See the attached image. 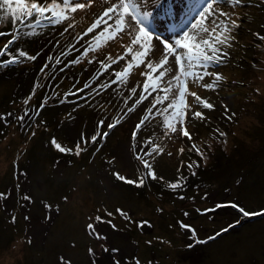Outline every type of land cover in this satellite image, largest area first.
Segmentation results:
<instances>
[{"label":"rangeland","instance_id":"obj_1","mask_svg":"<svg viewBox=\"0 0 264 264\" xmlns=\"http://www.w3.org/2000/svg\"><path fill=\"white\" fill-rule=\"evenodd\" d=\"M153 1L154 0H143V8L150 13L149 19L153 18L158 11H160V13L162 12L160 7L154 6ZM194 1L195 0H171L174 6H179L180 4L187 6L188 4L194 3ZM60 2L62 3L63 0H60ZM250 2H252V4L255 3L256 6L259 3H264V0H250ZM262 5L264 6V4ZM107 6H109L107 3L95 2L90 8L78 10L75 14H72L71 19L68 21L55 24L54 26H50L48 22H44L46 23L43 25L44 28L42 30H34V32L30 28L21 30V25L17 24L16 28L20 29V36L17 41L22 40L21 43H24L26 47L30 46V49H25V52H27V55L34 54L37 57L38 63L41 64L51 49L56 50V48L64 46V44H61L52 47L53 41L58 36L62 37V40L71 46L76 40L75 35L83 33L89 27L87 24L89 22L92 23ZM251 8L250 6L248 10L245 9L243 12L242 8L236 7L233 12H230L234 13L233 19H235V14L239 15V20L237 22L240 24V28L231 33V35L235 37V40L232 42V47L226 49V51L229 52V56H232V58L231 60L228 59L225 63L226 66L222 68L223 75L230 81L231 79L239 80L240 77H238V75H243L246 73L247 69L250 68V66L242 68V66H245V55L246 57L250 56L249 61L253 58L255 59V56H258L257 60L262 63L264 62V39H260L256 35L264 31V27H262L264 26V24H262L264 23V15H262L260 23L255 24L253 19L258 16L259 9L253 7L249 12ZM86 14L88 18H86ZM185 18H188V13L183 16L180 9L176 7L174 9L173 19L177 23H180V26H187L194 23L195 19L198 18V14L193 19L184 20ZM68 23H74L75 27L65 32ZM206 26L209 28L212 27L210 23H207ZM0 28L3 30L2 32L6 34H12L16 30L10 18L0 23ZM98 30L102 31V26L96 31ZM262 37H264V33ZM257 38L260 39V41H257ZM9 39H11V35L0 36V46H5ZM80 40L77 45H72L71 53L66 57L67 60L75 57L80 52V49H77L80 45ZM153 43L156 44L157 47H161L158 43L154 41ZM130 44L131 37L127 34H123L115 40H109L108 43L103 44L102 51L110 53L116 50V54L120 55V53L124 54L125 52V48L122 47V45ZM231 49H233L232 52L230 51ZM128 56L131 60V54ZM160 56L161 52L157 51L151 59L158 60ZM98 61L92 64L94 70H99L100 68ZM121 62L122 60L118 64L112 65V68L103 75V77H105L104 79H112L113 71H121L123 69ZM219 67L221 66H214L213 68L218 70ZM54 69L57 70L58 66H55ZM251 69H253L252 65ZM43 71L44 69L40 68V66H35L33 62L27 61L26 63H22L20 68L15 67L6 72V75L10 79H13L10 83H6L3 76L0 74V107L3 105L4 99L6 98L4 96L5 94H14L16 98L21 99L19 102L23 108L24 106L26 107L24 103L25 99H28V103L33 105L35 100L41 101L44 96L42 93L44 90L41 85H45L46 81L52 79V75L47 77V73ZM144 71H146V68L140 69V66L136 68L131 72L125 85L127 87L132 85L137 87V85H139V87H137L138 90H142L144 83L141 82H145V80H141L143 77L141 73ZM210 71L212 70L210 69ZM236 71H238L239 74H237ZM256 74L259 75L260 73L256 72ZM246 75L250 77L249 74ZM263 76L262 74L259 79L258 76L253 78L254 86L251 88V94H255L254 91H256V87H261V79ZM103 77L99 76V78L102 79ZM211 78L212 76H208L201 82L188 83L189 92L197 93L202 99L207 100L215 106L214 110L204 109L197 104L192 96H187L186 103L191 106V110L187 112L186 127L192 135V140L173 134V138L171 134L166 136V138L170 142L168 151L173 152L174 158L177 156L175 159L172 158L169 160L170 166H181L184 152L182 154L179 150L184 147L183 145L192 147V144L195 143L196 146L202 150L204 157H206V159L202 158L204 164L210 162L216 155H223L225 164L222 167L225 171L222 173V178L216 177L213 186L211 184L209 185L208 182H204V184L199 187L197 186L198 189L190 192L193 193L191 196L188 195L184 199L181 197L180 199L182 200L177 201L174 198H178L179 196L173 195L172 198L168 191L158 190L157 183L166 178L162 176V173H155L157 177L155 180L148 176L145 177V196H138V194L134 192H122L124 190L115 191L114 189L117 186L115 182L101 174L100 178L105 183V187L100 190L102 196L98 197V193H96L95 201H91L90 199L85 205L91 207L94 204L97 214H99L104 221L107 219L112 220L116 227L115 229L110 228L111 226L107 223L98 225L97 228L103 240V242L100 240L96 243L98 245L93 244L86 235V224L82 223V216H80L78 208L75 207V209H73L69 207L61 213L58 208H55L54 210H48L46 213L44 211L43 199L39 194H36L35 200L23 199L21 204L23 216L28 217L26 222L27 228L24 229L20 227L24 225L18 226L16 221L15 224H17V226L10 228L9 220H4L0 212V264H58L60 256H64L66 259L71 260L72 264H93V260H95L96 264H114L110 259L104 258V247L100 245L108 248H120H118L119 251L116 253L110 252V257L121 254L119 258H122L124 255L122 253L124 252L131 254L128 246L125 247L129 229L125 231L126 227L123 221H119L115 212L117 208L123 209L130 217L135 211L138 212L139 219L133 220L134 222L146 220L151 224L150 228L147 226L144 228L138 227L142 236H140V238L136 235L134 239L139 245L137 257L140 264H264V215L243 217L237 209L230 206L217 207L218 205L236 203L249 212L264 211V93H262V95H256L261 101L256 104V106H258L256 111L249 101L238 104L239 109L237 111L241 114L237 115L238 117L241 116L240 120L237 119L234 121V125L228 130L229 136H226V138L223 137L218 143V138L214 135L216 132L212 131V129L216 127V124H210V131L208 132L204 129L208 125L207 121L210 118H208V114L212 113L215 116L220 112V106L217 102L218 91L216 90L224 91V87L219 88L220 86L215 90L206 89L202 86L212 83ZM256 80H258L260 84H256ZM244 87H246V82L243 85V88ZM29 97L31 98L29 99ZM53 98L57 101V97L53 96ZM43 101L45 105H50L52 103V101H49V98H45ZM145 102L139 105L138 109H143ZM229 102V98L228 100H224V103L228 104ZM68 106L69 105L55 106L49 110H56L57 112L66 110ZM12 109L18 114V105L12 106ZM196 111L202 112L206 119L200 120L193 118V113ZM8 112L9 111H6L5 113L7 114ZM77 112L78 113L71 114V120L66 119V116L70 115L68 111L61 114L58 112L54 114L42 112L41 115L44 118L41 122L44 120L45 122L37 124L41 116L38 118L37 122H35V124H37L35 128V137L42 141L44 137L48 136L50 130L44 129L43 124L45 123L51 125L53 122V124H55L58 121L60 123L63 121L59 126L58 132L61 133L64 139L74 141L80 135L82 119L87 132L93 130L99 121L104 122L102 128H106L108 124L114 122L113 118L111 120L109 115H107L108 118H100L103 114L102 111L98 113L94 109H81V111L77 110ZM5 113L1 114L0 117L6 119ZM26 114L25 119L28 120L31 116V111ZM22 115L23 112L20 113V117ZM249 116H252V120H249ZM159 122H161V120ZM125 125L127 127L126 123L118 124L115 129H112L115 132L106 137L107 142L111 141L110 147L117 158L124 163L123 166H118L120 169L128 167V164L131 162L136 147H133V145H139L141 142V144H143L146 142V139L149 140L150 135H153L150 132H141L139 139L135 140L130 147V140L126 137ZM31 128L32 126H29V129ZM257 130H260V133H257L259 132ZM150 131L156 132L160 131V129L154 126ZM41 133L43 135L38 136ZM26 134H28V130H26ZM22 137L25 136H21L17 129L10 128L7 132V136L0 140V191L6 193L5 198H0V205L3 211L9 215L14 212V205H17L18 208V203L17 200H14V192L12 190L16 188V186L11 176L14 173L15 165H18V156L26 147V144H23L25 140L23 141ZM212 138L216 139V142H213ZM155 140L156 144L162 148L164 147V144L158 137ZM20 141L22 144H20ZM224 146H226L225 154H223ZM44 154L47 156L46 152H44ZM200 157L201 156L196 153L193 160L197 161L199 159V163H201ZM68 163L69 160L58 161L56 170H63ZM124 165H126V167ZM90 166L91 169L95 171L96 168L94 167L93 169V166ZM73 169L72 167L68 171L69 176L73 173ZM138 171H146L142 161H139ZM172 173L173 172H170L169 176H172ZM215 173L218 175V171ZM34 176L37 182H40L42 186L41 180L44 176V169L42 166L38 167ZM161 177L162 180H159ZM23 179V185L25 187L27 181L24 177ZM11 184H13L14 187H11ZM168 185L169 184H166L165 188H169ZM27 191L28 190L25 192ZM85 196L87 195L83 190L81 192L76 190L73 199L75 201L82 200V202L85 203L87 199ZM107 211L114 212L113 216H107ZM186 213L187 215H185ZM119 216L126 220L123 216ZM237 221H239V223H236ZM181 223L190 225L191 228L195 230L196 235L192 236L190 231L181 228ZM229 225H234V227L229 228ZM225 228H227L228 231L221 232V229ZM25 230L27 231L28 237L32 238V251L29 247V241L26 242L22 238L25 235ZM218 232L221 234L216 236L215 239H208L211 236H215ZM91 236L95 237L93 235ZM148 241H151V243L149 244ZM197 241L206 242L198 243ZM112 243L118 245V247L112 245ZM120 245L122 247H120ZM89 248H95L97 252L101 249L102 252L98 256L90 255L88 251ZM88 256H92V260H90ZM156 258L157 262L154 263V259ZM101 259L102 262H100ZM120 262L124 264V257L120 259ZM132 264H135V262H132Z\"/></svg>","mask_w":264,"mask_h":264},{"label":"trees","instance_id":"obj_2","mask_svg":"<svg viewBox=\"0 0 264 264\" xmlns=\"http://www.w3.org/2000/svg\"><path fill=\"white\" fill-rule=\"evenodd\" d=\"M262 4L259 3L256 7L259 9V13L258 16L253 19L255 24H259L262 19V15H264V6ZM20 29L22 30V27ZM263 33L264 31L260 32L259 37H262ZM257 41H260V39L257 38ZM21 42L22 40H18V41L15 40L14 43L9 46V52L12 54H17L19 51L25 52V49L27 48L30 49V46L26 47L25 44ZM0 49H4V45L0 46ZM66 49L61 52H56L53 55H51L50 53L48 57H46L41 64L38 63L37 57L34 54L27 56H35L36 57L35 60H29L26 57H24V58H20L21 62L11 65L2 64L3 61L9 59L8 55L0 56V74L3 76L6 83H10L11 81H13V79H10L6 75V72L12 70L15 67L20 68L21 64L26 63L27 61L33 62L35 66L38 67L40 66V68L44 69L43 72L47 73V77L52 75L51 80L46 81L45 85L44 84L41 85V87L44 90L42 92L44 96L42 97L41 101L35 100L34 105L27 103L26 107L24 106L23 108L19 102L21 99L16 98L14 94L4 95L6 98L4 99L3 105L0 107V115L5 113L6 111L9 112L7 114L5 113L6 119L0 117V140H2V138L7 136V132L9 131L10 128H15L18 130L21 136H25L22 137V140L23 141L25 140L23 144L24 145L26 144V147L24 151L18 156V165H15L14 173L11 176L16 186V188L12 190L14 192V200L15 201L17 200L18 208L17 205H14V209H13L14 212H12V214L9 215L5 211H3L0 205V212L4 217V220L6 219L9 220L10 228L17 226V224L13 222V217H15V221L18 223V226L24 225L20 227H23L25 229L27 228L26 222L28 217L23 216L22 214L21 204L23 202V197L27 195L31 198L30 200L33 201L35 200L36 194H39L43 199L42 201L44 202V205L45 204L50 205L49 208L44 209L46 213L48 212V210L50 209L54 210L55 208H58L60 213L69 207L73 209H75V207L78 208L80 216H82L81 218L82 223L86 224L85 227L86 235L89 237V239L93 244L98 245L96 243H98L100 240L103 242V240L101 239V237L95 238L89 235V230L87 229V225L89 223H93L98 226V225H102V223H98L95 220V217L99 215L96 212L95 205L93 204L91 207H87V205L85 204H87L90 199L91 201L96 199L95 197L96 193H98V197L102 196L100 190L101 188L105 187V183L101 180L100 175L103 174L108 179H111L113 182H115V184L117 185L116 188L114 189L115 191L124 190L122 192L125 191H126L125 193L134 192L135 194L137 193L138 196L139 195L145 196L144 191L146 190L145 182L143 186H139V187L136 186V184H127L119 180L116 177V175H114V173H119L120 175L128 179L138 182L139 178L143 176L145 172L138 171L139 161L141 160L139 159L136 160L137 159L136 154L137 153H140L141 155L143 154L141 149H144V146L148 140L146 139V142H144L143 144H141L142 143L141 142L139 145H135L136 147L134 150V154L131 162L128 164V167L124 165L126 168L120 169V167L123 166L124 163L122 160H119L117 158L116 154L110 147L111 141L107 142V138H106L107 136L104 137L103 133H107V135H111L112 133L115 132L112 129H115L118 126V124L126 123L127 124V127L125 125V130L127 134L126 137L130 140L129 145L131 147L134 143L133 132L135 131V126L140 122V119L145 114L146 109L148 107H151L150 101L152 97H150L149 100L145 102V106L143 107V109H138L137 106L133 112H128L127 111L128 107H131L134 104L135 100L139 98L141 90H138L137 88L138 92L136 93V95L132 96L129 99L130 89L132 87H135L134 85L127 87L125 84L124 85L115 84L108 89H102L99 87L100 84L107 83L112 79L109 78L104 79L105 77L103 76H102L103 79L99 78L98 73L99 71H101V69L99 68V70L96 71L93 69L94 67L92 66V64L97 63L98 60L107 62L106 57L109 54H111L113 58L117 57L118 56L116 54L117 51L114 50L110 53L101 50L92 51L89 52L87 56H84L82 55V53L85 48H83L79 54L67 60L64 58L67 57L71 53V51L70 50L66 51ZM232 50L233 49H231L230 51L232 52ZM64 52H65L64 57L63 58L60 57V55ZM25 53L27 54V52ZM231 58L232 56H229V60H231ZM57 59L60 60L59 64L56 63ZM255 59L253 58L251 61H249L250 56L248 57H246V55L244 56L245 66H242V68H246L247 66H250V68L247 69L246 73H244L243 75L239 74V72L236 71L237 74H239L238 75V77H240L239 80H235V79H231V81L227 80L222 73L224 79L218 82L219 84L218 87L219 86H220L219 88L224 87V91L216 90L218 91L217 102L219 103L220 106V112L215 116L212 113L208 114V118L209 117L210 118L207 121L208 125L204 128L206 129V132L210 131V124H216V127H214L212 131L219 129L220 132L226 133L227 134L226 136L228 137L229 128H231V126L234 125V121H236L237 119L240 120L241 116L238 117V115H240L241 113L239 114V111L237 110L239 109L238 104H241L242 102L249 101V103L253 105L256 111V109L258 108L256 104L261 102L260 98L256 95L257 94L262 95V93H264V76L261 79V84H262L261 87L255 88L256 90L254 91L255 94H251V88L254 86L253 78L258 76L259 79V77H261L262 74L264 75L263 72L264 62L263 63L259 62L257 60L258 56H255ZM89 60H93L94 62L89 63ZM251 65L253 69H251ZM55 66H58L57 70L54 69ZM256 72H259L260 76L257 75ZM246 74H249L251 78L248 77ZM37 75L39 76L38 73ZM211 79L213 82L214 77H212ZM245 82H246V87H244L245 88L244 89L243 85L245 84ZM85 84H88L89 87H85ZM256 84H260L258 80H256ZM53 96L57 97V101L53 98ZM45 98H49V101H52V103L50 105L49 104L45 105L43 101ZM228 98L230 102L228 104L224 103V100H228ZM126 99H127V104L125 103ZM15 105H18V114H16L15 111L12 109V106ZM62 105H69V106L66 110H60L57 112L61 114L64 113L65 111H68L70 115L66 116L67 120H71L72 119L71 114L78 113L77 110L81 111V109H86V110L94 109L98 113L102 111L103 114L102 116H100V118L102 117L108 118L107 115H109L111 117V120L112 118L114 122L116 120H119V123H117L114 128L109 129L108 127L102 128L104 124L102 126H99L101 122L99 121V123L95 125L93 130L87 132L85 130L86 128L85 125L83 124V119H82L80 135L74 141H68L67 139H64L61 133L58 132L59 126L61 123H63V121L61 123L58 121L55 124H53L54 123L53 122L51 125L45 123L43 124L44 129H48L50 131L48 132V136L44 137L42 141H40L39 138L35 137V128L37 124L45 122V120L41 122L42 119L44 118L42 117L41 113L42 112L48 114L57 113L56 110H49V109H52L55 106H62ZM225 105L227 106L228 109L227 112H225V107H224ZM29 111H31V116L29 117L28 120H26L25 116L27 115L26 113H28ZM21 112H23L22 115L24 117L23 120L19 119ZM39 117H40L39 122L35 124V122H37ZM228 117H231V119H228ZM250 119L252 120V116H249V120ZM160 120H161L160 117L157 116L155 119H151L149 122H146V124L143 125L141 129L137 132L135 139V140L139 139L141 132L146 131L153 134L152 136L151 135L149 136V139H151L155 144H156L155 139L157 137L164 144L162 153L160 154L154 153L150 157H145L151 164L152 170L155 173H162V176L166 177L163 180L162 177L159 179L162 180L159 183H157L158 184L157 188L159 191L161 190H164L165 192L168 191L170 193V197H172L173 195L179 196L178 198H174L178 201V200H182L180 199L181 197L184 199L188 195L191 196L193 193L190 192L194 191L195 189H198V187L204 184V182H208L209 185L211 184L213 186L216 177L217 178L223 177L222 173L225 170L222 166L225 163L223 161L224 157L222 154L218 156L216 155V157L212 158V160L206 164H204V160L202 159V157H200L201 163H199V159L197 161L193 160V158L196 156V152L194 150H191L192 147H190L189 145H183L184 147L182 146L184 154L182 153L183 162L181 166L179 165L170 166L171 164H169V160L172 158L175 159L177 156L174 158L173 152L168 151L170 142L167 140L166 136L164 135V127L162 126V123L159 122ZM29 126H32V128L29 129ZM154 126L155 127L157 126V128H159L160 131H156V132L150 131L151 128H154ZM26 130H28V134H26ZM257 131H259L257 133H260V130ZM97 133H99L100 135L98 136L97 141L93 143L91 141V137L93 135H97ZM42 135L43 134L41 133L38 136H42ZM214 135L218 138V143L222 140L223 137L226 138V136L222 137L219 136L217 133ZM171 137L173 138L172 134ZM53 139H55L58 143H60L61 146L71 149L72 151L60 152L52 144ZM85 140L87 141V143L84 142ZM212 140L213 142H216V139L212 138ZM20 144H22L21 141ZM77 144H79L81 149H83L79 155H76ZM144 150L147 151V149ZM223 150H224L223 154H225L226 146L223 147ZM44 152L47 153V156H45ZM169 153H171V155H169ZM62 160H69V163L64 167L63 170L58 171L56 170L58 166L57 165L58 161H62ZM189 164L192 165L191 168H189ZM90 165L93 166V169L94 167L96 168L95 171L97 170L98 171L97 172L93 171ZM39 166H42L44 169V176L41 180L42 186L40 185V182L39 183L37 182L34 176ZM72 167L74 168L73 173L71 174V176H69L68 171ZM216 171H218V175H216L215 173ZM168 172L169 173L173 172L172 176H169ZM193 172H195V175H193ZM23 177L27 181L25 187L23 185L24 183ZM180 177L184 178L181 181L182 187L175 190L170 188H165L166 184L176 183L178 178ZM11 187H14L13 184H11ZM26 190L28 191L25 192ZM76 190L80 192L83 190V192L87 195L85 196L87 198L85 200V203H83L82 200L75 201L73 199ZM0 193L6 194L5 192L2 191H0ZM116 214L117 217L119 218V221L120 220L123 221V224L126 227L125 231L129 229L127 233V238L129 239V241L127 239L125 247L128 246V248L131 251V254L128 252L122 253L124 254L123 255L124 264L127 263L132 264V262H135L136 264V261L138 260L137 249L139 245L134 241V239L136 235L138 237L142 236V233L139 231L137 227V223L139 222H134L133 220L139 219V214L136 211L134 212V214H131V221L124 220L118 215V213ZM105 221H108V219ZM112 224H114L113 221ZM26 232L27 231L25 230V235L22 238L26 242L29 241V247L30 250L32 251L33 250L32 238L31 237L29 238ZM112 245L118 247V245L116 244L112 243ZM100 246L105 247L103 245ZM120 247L122 246L120 245ZM92 249L94 251V255L97 256L102 252L101 249L99 250V252H97L95 248ZM109 253L110 251L104 252V258L106 257L110 259L113 263L114 261H118L119 264H121L120 259L123 258V257L119 258L121 257V254H116L110 257ZM88 258L92 260V256H88ZM100 262H102V259L100 260ZM156 262H157V258L154 259V263Z\"/></svg>","mask_w":264,"mask_h":264},{"label":"snow or ice","instance_id":"obj_3","mask_svg":"<svg viewBox=\"0 0 264 264\" xmlns=\"http://www.w3.org/2000/svg\"><path fill=\"white\" fill-rule=\"evenodd\" d=\"M95 2L107 3L109 6L104 8L103 12L97 16L94 22L82 34L81 39L94 33L98 28H101V26L103 29L93 35L92 40L88 42V47L84 49L82 55L87 56L89 52L96 51L102 44H106L109 40H115L123 34H127L131 37L130 45H122V47L125 48L123 55H118L113 58L111 54H109L106 57L107 62H98L101 69L98 73L99 77L106 74L109 69L112 68V65L118 64L121 60H125V58L131 54V60L127 61L126 67L121 71H113L112 76L114 79L107 83L100 84L99 87L108 89L115 84L124 85L127 83L134 67L144 65L146 68V71L141 73V75L145 77V82L140 91L139 98L135 100L131 107H128L127 111L133 112L137 106L149 100V97H152L150 101L151 107L146 109L140 122L135 126L133 141H135L136 134L141 127L157 116L161 118L165 136L171 133L192 140V135L186 127L187 112L191 110V106L186 103L187 96H192L197 104L204 109L214 110L215 106L207 100L202 99L197 93L189 92L188 83H198L203 81L205 77L212 76L214 77L213 82L202 86L206 89L215 90L218 87V82L224 79L220 73L210 71V69L227 62L229 53L226 49L231 48L232 42L235 40V37L231 35V33L238 30L240 24L237 22L239 20L238 16L236 19H233L234 13L225 12L220 6L223 5L229 8L243 7L242 0H205L198 12V18L195 19L194 23L187 25L180 32L178 37L174 38L172 41H164L160 40L159 36H155V39L159 41L161 47H157V45L153 43L154 33L147 23L150 13L143 11V0H63L62 3L60 0H0V23L10 18L13 27L16 29L12 34L0 32V36L11 35V39L8 40L4 49H0V56H9V59L3 61L2 64L11 65L19 63L21 62L20 58L24 57L29 60L36 59L35 56H27L24 51H19L17 54L9 52V46L20 36V29L16 28L17 24L27 26L33 29L34 32L35 28L44 22L60 24L64 21H68L71 19L72 14H75L78 10L90 8ZM157 6L162 8L166 15L174 14V4L171 0H163L162 3L160 0H157ZM207 23H210L212 27H207ZM73 27H75L74 23H68L65 32ZM256 35L259 37V34ZM259 38L264 39V37ZM157 51L161 52L160 58L158 60L151 59ZM93 62V60H89V63ZM56 63L59 64L60 60L57 59ZM85 87H89V85L85 84ZM137 87H139V85H137ZM137 87H132L130 89L129 99L136 95ZM30 98L31 97H29V99ZM24 103L27 104L28 99H25ZM125 103L127 104V99ZM224 107L225 112H227V106L225 105ZM193 118L200 120L206 119L200 111L194 112ZM19 119L23 120L24 117H19ZM228 119H231V117H228ZM103 123L104 122L101 121L99 126H102ZM117 123H119V120L108 124L107 127L112 129ZM214 131L222 137L227 135L226 133L220 132L219 129ZM99 135V133L93 135L91 141L95 143ZM103 136L106 137L107 133H103ZM84 142L87 143L86 140ZM52 144L60 152L72 151L71 149L61 146L55 139H53ZM133 147H135V145H133ZM144 149H147V151ZM144 149H141L142 155L140 153L136 155L137 159L141 160L143 163L144 169L146 170L145 174L141 176L137 182L119 173H114L119 180L127 184H136V186L139 187L143 186L145 176L151 177L153 180L157 179L151 164L145 157H150L154 153L160 154L163 152V148L149 139ZM82 150L80 145L77 144L76 155H79ZM191 150H194L197 155L206 159L203 152L200 151L195 143L192 144ZM179 151L183 153V148ZM169 155H171V153H169ZM191 167L192 165L189 164V168ZM193 175H195V172H193ZM183 179V177L178 178L176 183H169L168 187L173 190L182 187L181 181ZM0 198H5V194L0 193ZM23 199L30 200L31 198L25 195ZM223 206H230L237 209L243 217L264 215V211L249 212L236 203L218 205L217 207ZM44 207L49 208L50 205L45 204ZM115 212L123 216L126 220L131 221V217L123 209L117 208ZM106 214L109 217L113 216V212L110 211H107ZM185 215H187V213ZM95 220L98 223H108L113 229L116 227L112 224L111 220L104 221L99 215L95 217ZM13 222H15V217H13ZM236 223H239V221ZM145 226L151 227L149 221L145 220L137 223V227L139 228H144ZM180 227L190 231L192 236L196 235L195 230L192 229L190 225L181 223ZM231 227H234V225H229V228ZM87 228L89 230V235L100 238V233L96 224L89 223ZM227 231V228L221 229V232ZM220 234L221 233L218 232L215 236H211L208 239H215L216 236ZM197 242L205 243L206 241ZM148 243L150 244L151 241H148ZM88 251L90 255H94L92 248H89ZM103 251L116 253L119 249L104 247ZM58 264H72V262L64 256H60ZM93 264H96L95 260H93ZM114 264H119V262L114 261ZM136 264H140V261L137 260Z\"/></svg>","mask_w":264,"mask_h":264},{"label":"clouds","instance_id":"obj_4","mask_svg":"<svg viewBox=\"0 0 264 264\" xmlns=\"http://www.w3.org/2000/svg\"><path fill=\"white\" fill-rule=\"evenodd\" d=\"M38 27V26H37ZM33 30V29H32ZM35 30H38L37 28H35Z\"/></svg>","mask_w":264,"mask_h":264}]
</instances>
